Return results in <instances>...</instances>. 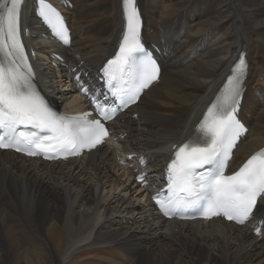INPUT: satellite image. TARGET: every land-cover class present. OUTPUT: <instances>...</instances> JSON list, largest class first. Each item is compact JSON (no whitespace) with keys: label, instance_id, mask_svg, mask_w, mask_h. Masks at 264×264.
<instances>
[{"label":"bare ground","instance_id":"obj_1","mask_svg":"<svg viewBox=\"0 0 264 264\" xmlns=\"http://www.w3.org/2000/svg\"><path fill=\"white\" fill-rule=\"evenodd\" d=\"M37 1L26 4L25 34L40 32L31 10ZM46 1L58 4L69 23L73 43L62 50L65 62L92 78L119 47L122 0ZM136 2L142 42L161 62L159 82L113 122L118 149L103 147L69 163L0 152V220L9 223L0 237V264H264V236L252 232L257 223L247 228L220 220L165 221L147 189L133 183V161L146 166L151 185L163 182L175 150L199 138L198 126L241 51L249 67L237 116L246 131L229 169L239 170L264 149V0ZM46 43L30 45L33 60L48 49ZM34 67L51 105L80 106L70 81L74 74L56 70L43 56ZM136 154L147 161L126 162ZM257 212L264 229L261 202Z\"/></svg>","mask_w":264,"mask_h":264},{"label":"snow or ice","instance_id":"obj_2","mask_svg":"<svg viewBox=\"0 0 264 264\" xmlns=\"http://www.w3.org/2000/svg\"><path fill=\"white\" fill-rule=\"evenodd\" d=\"M22 4L23 0H0V149L65 160L84 150L91 151L109 136L103 121L135 104L143 90L159 77V66L142 43V17L136 0H122L125 25L119 49L102 70V79L118 106L106 109L97 99L94 107L99 118L92 120L87 119L91 113L78 117L57 115L38 90L21 42ZM39 15L59 41L70 45L62 17L46 0H39ZM246 67L241 57L200 122L199 138L175 150L167 165V196L154 197L164 216L190 219L194 216L179 210L198 208L204 218L224 217L244 225L253 218L257 201L264 205V149L239 170L226 174L232 150L246 131L237 116ZM75 79L81 84L80 74ZM81 91L88 96L83 84ZM138 180L143 182L144 177Z\"/></svg>","mask_w":264,"mask_h":264},{"label":"rangeland","instance_id":"obj_3","mask_svg":"<svg viewBox=\"0 0 264 264\" xmlns=\"http://www.w3.org/2000/svg\"><path fill=\"white\" fill-rule=\"evenodd\" d=\"M0 221H1V222H0V226H1V227L3 226L2 228L0 227V237H2V238H3L4 231H5V229L7 228V226H6V225H7V224H9V223H8V221H7V218H6V217L4 218V221H3L2 219H1ZM2 222H4V225H2V224H3ZM5 222H7V223H5ZM5 224H6V225H5ZM4 227H5V228H4ZM3 229H4V230H3ZM2 230H3V231H2ZM2 232H3V234H2Z\"/></svg>","mask_w":264,"mask_h":264}]
</instances>
